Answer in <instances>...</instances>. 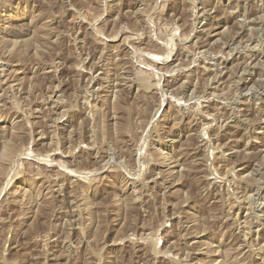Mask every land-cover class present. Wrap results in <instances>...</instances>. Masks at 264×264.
Here are the masks:
<instances>
[{
    "label": "rangeland",
    "instance_id": "rangeland-1",
    "mask_svg": "<svg viewBox=\"0 0 264 264\" xmlns=\"http://www.w3.org/2000/svg\"><path fill=\"white\" fill-rule=\"evenodd\" d=\"M0 264H264V0H0Z\"/></svg>",
    "mask_w": 264,
    "mask_h": 264
}]
</instances>
